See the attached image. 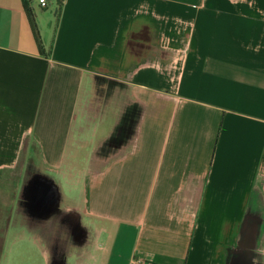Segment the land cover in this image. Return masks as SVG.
<instances>
[{
	"label": "crops",
	"instance_id": "0c3cea01",
	"mask_svg": "<svg viewBox=\"0 0 264 264\" xmlns=\"http://www.w3.org/2000/svg\"><path fill=\"white\" fill-rule=\"evenodd\" d=\"M76 171L67 264H264V0H0V190Z\"/></svg>",
	"mask_w": 264,
	"mask_h": 264
},
{
	"label": "rangeland",
	"instance_id": "374dc122",
	"mask_svg": "<svg viewBox=\"0 0 264 264\" xmlns=\"http://www.w3.org/2000/svg\"><path fill=\"white\" fill-rule=\"evenodd\" d=\"M79 169L82 171L81 168ZM80 171H76L74 174L59 172L57 178L53 176L50 178L54 181L55 188L58 191L57 211L73 214L79 224L85 225L89 241L86 239L88 243L82 246L84 248L80 247L82 249L79 248V251L85 249L90 251L89 247L94 240V230L99 224L85 215V178L83 172ZM7 179L5 184L9 185V182H11V185L0 190V264H49L51 259L48 244L45 240L30 234L26 229L22 230V227L17 224L14 225L13 222L15 221L13 219L15 217L11 223L8 222L9 220L4 221L5 216L10 211L16 214L19 199L24 191L23 188L21 189L20 175L11 173ZM88 253H91V251ZM87 254L84 257L78 256L79 261H74L72 258V264H91L90 260L87 259ZM88 256L90 255L88 254Z\"/></svg>",
	"mask_w": 264,
	"mask_h": 264
},
{
	"label": "flooded vegetation",
	"instance_id": "af4514ba",
	"mask_svg": "<svg viewBox=\"0 0 264 264\" xmlns=\"http://www.w3.org/2000/svg\"><path fill=\"white\" fill-rule=\"evenodd\" d=\"M54 184L46 174L34 175L23 188L19 210L7 218H11V223L15 217L14 225L38 234L46 241L51 259L49 264H67L69 254L88 243L87 231L73 214L57 211L59 196Z\"/></svg>",
	"mask_w": 264,
	"mask_h": 264
},
{
	"label": "trees",
	"instance_id": "16d2710c",
	"mask_svg": "<svg viewBox=\"0 0 264 264\" xmlns=\"http://www.w3.org/2000/svg\"><path fill=\"white\" fill-rule=\"evenodd\" d=\"M28 13H29V19L31 21V25H32V28H33L37 43H38L39 47L41 48V50L44 51V47H43V44H42L41 35H40V32H39V28H38V25H37L35 14L32 11V9H28Z\"/></svg>",
	"mask_w": 264,
	"mask_h": 264
},
{
	"label": "built area",
	"instance_id": "2783aa9c",
	"mask_svg": "<svg viewBox=\"0 0 264 264\" xmlns=\"http://www.w3.org/2000/svg\"><path fill=\"white\" fill-rule=\"evenodd\" d=\"M39 4L42 7H46L48 5V0H39ZM131 264H150V263L143 259H136V260H133Z\"/></svg>",
	"mask_w": 264,
	"mask_h": 264
}]
</instances>
